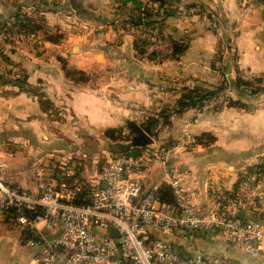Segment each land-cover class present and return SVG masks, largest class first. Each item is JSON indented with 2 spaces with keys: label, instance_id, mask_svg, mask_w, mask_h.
<instances>
[{
  "label": "crops",
  "instance_id": "crops-1",
  "mask_svg": "<svg viewBox=\"0 0 264 264\" xmlns=\"http://www.w3.org/2000/svg\"><path fill=\"white\" fill-rule=\"evenodd\" d=\"M151 11L161 13L165 32L183 49L178 60H141L125 25L146 23ZM31 13L43 23L35 41L13 50L0 33V158L10 184L35 193L41 170L46 181L59 184L74 168L77 176L67 183L93 186L114 149L132 145L129 123L143 128L167 111L169 120L151 137L157 148L190 137L172 165L194 203L204 208L216 192L232 193L254 174L259 209L246 218L264 224V104L229 105L230 99L248 101L245 88L233 89L237 80L264 77V3L246 9L239 0H0V30ZM225 84L202 109L174 113L189 89ZM166 184L165 171L155 165L144 190ZM20 238L15 224L0 217V264H33L36 252ZM186 248L236 264H264V246L256 258L221 238Z\"/></svg>",
  "mask_w": 264,
  "mask_h": 264
},
{
  "label": "built area",
  "instance_id": "built-area-1",
  "mask_svg": "<svg viewBox=\"0 0 264 264\" xmlns=\"http://www.w3.org/2000/svg\"><path fill=\"white\" fill-rule=\"evenodd\" d=\"M239 3L252 9L264 0ZM145 24L125 25L136 37L141 60L148 65L178 60L176 42L161 23ZM8 27L4 36L13 50L37 38L33 32L19 31L15 22ZM187 142L191 139L185 135L181 143L168 147L141 148L140 155L118 153L90 187L65 181L77 176L74 168L63 172L59 184L46 181L43 169L35 193L10 184L0 158V217L11 220L21 244L36 252L33 264H236L220 255L207 258L187 251L197 241L213 243L219 238L258 257L264 224L246 218L259 209L255 175L243 179L232 193L216 192L209 205L199 208L183 175L172 165L177 150ZM155 165L165 171L174 203L163 200L162 186L144 190Z\"/></svg>",
  "mask_w": 264,
  "mask_h": 264
},
{
  "label": "trees",
  "instance_id": "trees-1",
  "mask_svg": "<svg viewBox=\"0 0 264 264\" xmlns=\"http://www.w3.org/2000/svg\"><path fill=\"white\" fill-rule=\"evenodd\" d=\"M163 16L165 17L166 14L163 13ZM160 18H161L160 12L158 13H154L152 11L148 12L147 21L145 25L158 24L162 22ZM14 22L16 23V26L18 27L19 31L23 33H28V32L35 33L40 30H43L42 21L38 19L34 13H31V14L26 15L24 18L15 16L11 20V22H9L8 24H5L1 28L0 33L2 31H5L6 29H9L8 27L9 24L14 23ZM136 48L139 49V46H137V43H136ZM176 52L180 55H182L183 53V49L177 43H176ZM263 81H264V77H256L251 81L239 79L237 80V82L233 84V89H235L237 92H240L241 88L243 87L245 88L243 92L248 93L251 90V88H254L255 84L260 85L263 83ZM225 90H226V84L222 85L221 87L217 89H213V90L205 88V87H196L194 89H189L179 100L178 109L174 111V113L179 115V114L184 113L188 109H202L211 100L216 98L219 94H221ZM262 91H264V89L259 87L258 89H253L252 92L256 93V92H262ZM229 105L232 107H238V108H243V109L247 108L246 103H244L241 100L235 101V100L230 99ZM169 117H170V114H168V112L165 111L161 113V116L159 117L163 121H160V119L158 118H151L147 121V123L144 125L143 128L150 136L157 137L158 135L157 130L160 126V123L161 122L166 123L169 120ZM114 136L115 135H112V138H114ZM119 147L124 149L122 150L123 153H131L132 155H135V156L138 155V153H140V148H134L131 144H129L128 146H125L122 144ZM254 169L255 168H252L250 172L254 173ZM238 186L236 187L235 191L238 189ZM87 187H90V185H87ZM160 195L162 196L163 200L170 202V203H174V196L172 194L171 189L167 185H163L161 187Z\"/></svg>",
  "mask_w": 264,
  "mask_h": 264
},
{
  "label": "rangeland",
  "instance_id": "rangeland-1",
  "mask_svg": "<svg viewBox=\"0 0 264 264\" xmlns=\"http://www.w3.org/2000/svg\"><path fill=\"white\" fill-rule=\"evenodd\" d=\"M263 88L264 89V81L262 84H255L254 88H251V90L247 93V97H248V101L246 102L247 108L246 109H255V108H259V106L261 104H264V91L262 92H252L253 89H258V88ZM252 92V93H251ZM129 138V137H128ZM129 142H124L123 145L128 146ZM155 143L149 147H146L145 150H149V151H154L157 147L154 146ZM122 148L117 147L116 149H114V152L112 154L109 155V158H106L105 161L108 162L111 158H113L115 155H117L118 153L122 152ZM140 155V153H138Z\"/></svg>",
  "mask_w": 264,
  "mask_h": 264
},
{
  "label": "water",
  "instance_id": "water-1",
  "mask_svg": "<svg viewBox=\"0 0 264 264\" xmlns=\"http://www.w3.org/2000/svg\"><path fill=\"white\" fill-rule=\"evenodd\" d=\"M139 21H142V19L139 18ZM128 127L133 133L131 143L134 148H146L155 143L154 139L137 123L131 122ZM239 216L243 218L245 213L241 212ZM113 235L116 236L117 234L114 233Z\"/></svg>",
  "mask_w": 264,
  "mask_h": 264
}]
</instances>
